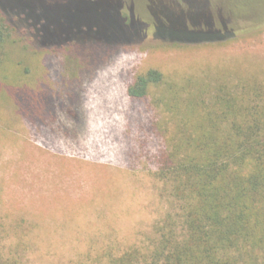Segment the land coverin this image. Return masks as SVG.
Segmentation results:
<instances>
[{
  "label": "rangeland",
  "instance_id": "1",
  "mask_svg": "<svg viewBox=\"0 0 264 264\" xmlns=\"http://www.w3.org/2000/svg\"><path fill=\"white\" fill-rule=\"evenodd\" d=\"M64 1L51 2L53 18H64ZM123 1L124 15L147 22L138 3ZM227 27L232 39L220 43L168 44L147 30L137 44L72 50L60 49L63 38L17 28L0 61V245L26 242V264H67L105 247L145 245L168 210L154 176L162 148L157 117L192 123L220 85L264 84V29L250 32L236 21ZM147 69L158 70L161 83L146 100L130 99L127 86ZM167 93V106L153 110L149 102Z\"/></svg>",
  "mask_w": 264,
  "mask_h": 264
},
{
  "label": "trees",
  "instance_id": "2",
  "mask_svg": "<svg viewBox=\"0 0 264 264\" xmlns=\"http://www.w3.org/2000/svg\"><path fill=\"white\" fill-rule=\"evenodd\" d=\"M52 1L57 2L0 0V61L21 26L24 34L63 38L61 50L137 44L147 30L168 44L220 43L232 39L231 21L247 22L250 32L264 29V0H134L147 22L131 11L124 15L123 0L64 1L60 6L66 11H59L64 18L55 19ZM99 2L104 5L100 9L95 6ZM66 4L96 9L79 11ZM162 79L156 69L139 72L126 95L146 100ZM197 91L200 97L204 89ZM214 92L208 110L194 122L169 116L153 123L162 144L154 176L163 185L168 210L153 225L149 241L118 252L105 247L96 257L67 264H264V84L238 81ZM168 96L149 104L158 112ZM28 248L21 241L0 245V264H26L22 257Z\"/></svg>",
  "mask_w": 264,
  "mask_h": 264
}]
</instances>
